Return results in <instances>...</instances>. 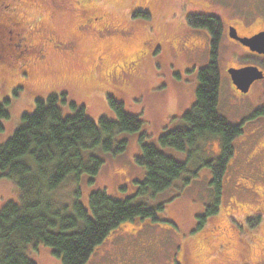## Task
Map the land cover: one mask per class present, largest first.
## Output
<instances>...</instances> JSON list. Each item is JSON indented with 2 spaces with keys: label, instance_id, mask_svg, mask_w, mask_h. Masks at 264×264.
Wrapping results in <instances>:
<instances>
[{
  "label": "rangeland",
  "instance_id": "1",
  "mask_svg": "<svg viewBox=\"0 0 264 264\" xmlns=\"http://www.w3.org/2000/svg\"><path fill=\"white\" fill-rule=\"evenodd\" d=\"M6 4L10 9L16 5L18 11L0 13V21L8 16L19 18L20 27L35 47L45 44L43 55H29L35 59L29 64L33 76L29 69H20L11 81L9 74L6 84L0 80V103L9 112V118L1 121L0 144L20 124L22 113L33 111L35 98L66 92L68 100L83 105L94 120L101 115L114 117L107 94L115 95L127 112L140 115L149 141L159 147L158 137L165 129L182 125L181 114L195 100L198 71L209 62L208 33L190 25L187 17L204 14L222 20L218 111L229 123H242L243 133L234 140L235 154L225 173L219 212L196 231L197 216L205 213V206L213 199L210 170L202 167L185 187L178 184L147 200L150 206L167 201L165 208L157 211L156 220L121 224L94 249L87 264H177L174 257L183 249L191 251L186 264H237L244 247L239 238L247 241L251 258L261 260L264 115L249 117L253 110L264 107V80L255 81L248 92L240 94L227 70L239 65L263 66L264 57L252 56L230 41L227 27L235 20L242 22L243 31L264 29V0H20L16 4L2 0L0 8ZM190 40L197 48L187 52L182 44ZM5 44L4 39L0 41V68L7 77L13 66L10 56L16 52ZM117 64L127 66L117 70ZM125 137V152L116 156L101 152L104 164L97 175L82 174L78 181L68 180L61 190L63 202L71 196L69 202L76 197L89 207V194L97 189L117 199L136 193L137 181L144 179L145 171L135 163L140 153L137 134ZM205 148L207 157L216 158L219 141L211 139ZM164 151L185 160L183 152ZM15 197L13 186L0 181V206ZM29 252L37 264H61L47 246L39 245Z\"/></svg>",
  "mask_w": 264,
  "mask_h": 264
},
{
  "label": "trees",
  "instance_id": "2",
  "mask_svg": "<svg viewBox=\"0 0 264 264\" xmlns=\"http://www.w3.org/2000/svg\"><path fill=\"white\" fill-rule=\"evenodd\" d=\"M187 21L211 33L209 62L198 71L195 100L181 114L182 125L165 129L158 137L159 147L149 141L140 115L127 112L113 94H107V100L114 117L101 115L94 120L83 105L68 100L66 92L35 98L33 111L22 113L20 124L0 144V181L10 183L16 192L15 198L0 206V264H37L29 250L39 245L49 247L61 264H87L94 249L121 224L156 220L157 211H162L167 201L150 206L147 200L180 185L185 187L202 167L210 170L213 199L205 213L197 216L196 231L216 216L225 194V173L235 154L234 140L243 128L242 123H229L218 111L222 20L215 15L190 14ZM259 115H264V107L254 110L249 118ZM8 118L5 104L0 103V130L1 121ZM133 133L140 146L135 163L145 171L135 194L117 199L97 189L89 194V207L76 197L69 202L71 196L63 202L61 190L68 180L78 181L82 174L97 175L104 164L101 152L115 156L125 152V134ZM215 138L220 144L218 156L207 157L205 145ZM162 148L185 153V160L175 159ZM75 193L80 194L78 189ZM244 242L239 238V243ZM178 257H174L177 264Z\"/></svg>",
  "mask_w": 264,
  "mask_h": 264
},
{
  "label": "flooded vegetation",
  "instance_id": "3",
  "mask_svg": "<svg viewBox=\"0 0 264 264\" xmlns=\"http://www.w3.org/2000/svg\"><path fill=\"white\" fill-rule=\"evenodd\" d=\"M2 1V0H0ZM15 1V4L17 3V1L20 0H13ZM151 6V5H150ZM11 11L12 14H16L18 11V7L15 5L13 7H11V9L9 8V4L4 5L0 8V13L2 14H9L8 12ZM11 14V16H12ZM94 20H97L96 18H93ZM9 20V22H7ZM14 20V21H13ZM13 20H11L9 18V16L5 19L0 21V41L4 39V41L6 42L5 46H10L12 47L13 51L16 52V54H11L10 58L13 56V58H11V61L13 62V66L11 68H9V71L6 72V75H8L7 77L5 75H3V71L5 69L0 68V80L2 81L3 84H6V81L9 80V74L12 75L11 79L14 77L15 75V71H19L20 69L24 70L23 72H27V70L29 69L31 72V76L32 75V68L29 65L30 63L32 64V61H34V58L29 57V55L32 53H38L40 54L39 56L43 55V51H44V44H41L39 48H36L34 43H32L27 35H25L23 29L20 27L21 25V20L19 18H14ZM242 27V22L240 21H235L233 20L231 23H229L228 27H227V37L230 41L238 43L241 45V47L243 49H245L247 52H249L252 56H257L258 58L264 57V55H259L255 52H251L247 47L243 46L238 40L230 37L229 35V31L230 28H234L235 31L237 32L238 36L240 37H250L252 35H254L255 33L259 32L260 30H247V31H243L244 29L241 28ZM24 28V27H23ZM25 29V28H24ZM263 30V29H262ZM209 39H210V43H209V47L212 41V35L211 33L206 29ZM223 33V32H222ZM221 33L220 39H219V43H218V53H219V44L221 41V37L223 36ZM3 37V39L1 38ZM7 46V48H8ZM151 46V45H150ZM183 49L186 50L187 52H191L193 50H195L197 48V43L194 40H190L189 42H184L182 44ZM152 47V46H151ZM130 58V57H129ZM127 63V62H126ZM126 65L124 64H117V70L124 68ZM12 69V71H10ZM259 69H261L264 73V65L263 66H259ZM264 80V77L261 79ZM0 81V82H1ZM233 86V85H232ZM233 88L235 89V91L237 93H240L234 86ZM241 94V93H240ZM254 112V110H253ZM242 245H244V247L242 248V252L238 253L239 255V263L237 264H257L259 262H264V253L262 254L263 256L261 257V260L259 259H252L251 255L249 254V247H248V243L244 242ZM179 255V257L176 259L177 262L179 264H186L187 263V259L189 257V255H191V251H185V249H183L182 251L177 253ZM193 254L195 255V253L193 252ZM259 260V261H257Z\"/></svg>",
  "mask_w": 264,
  "mask_h": 264
},
{
  "label": "water",
  "instance_id": "4",
  "mask_svg": "<svg viewBox=\"0 0 264 264\" xmlns=\"http://www.w3.org/2000/svg\"><path fill=\"white\" fill-rule=\"evenodd\" d=\"M230 37L238 40L242 45L247 47L250 51L257 54H264V30L250 37H240L234 28H230ZM228 73L232 80L233 85L241 93L249 91L250 86L256 80L264 77V73L256 65H245L242 67H231Z\"/></svg>",
  "mask_w": 264,
  "mask_h": 264
}]
</instances>
